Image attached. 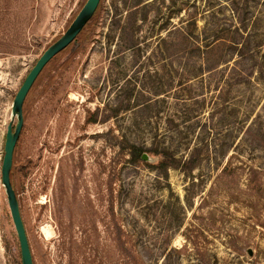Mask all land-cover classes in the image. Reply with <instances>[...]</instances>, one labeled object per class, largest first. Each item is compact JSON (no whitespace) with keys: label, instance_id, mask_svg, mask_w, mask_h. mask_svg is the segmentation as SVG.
I'll return each mask as SVG.
<instances>
[{"label":"rangeland","instance_id":"rangeland-1","mask_svg":"<svg viewBox=\"0 0 264 264\" xmlns=\"http://www.w3.org/2000/svg\"><path fill=\"white\" fill-rule=\"evenodd\" d=\"M86 1L0 0V264H22L13 101ZM14 172L34 264H264V0H102L31 93Z\"/></svg>","mask_w":264,"mask_h":264},{"label":"water","instance_id":"water-1","mask_svg":"<svg viewBox=\"0 0 264 264\" xmlns=\"http://www.w3.org/2000/svg\"><path fill=\"white\" fill-rule=\"evenodd\" d=\"M101 2L102 0H87L85 2L64 34L51 44L37 60L26 76L13 101L12 115L17 119V123L15 126L13 122L8 125L4 156L1 165V181L7 195L8 206L19 240L22 264H34V260L22 219L18 196L11 180V174L16 145L24 126V103L44 68L79 37L82 31L94 18ZM142 159L145 161L150 160L146 153L143 154Z\"/></svg>","mask_w":264,"mask_h":264},{"label":"trees","instance_id":"trees-1","mask_svg":"<svg viewBox=\"0 0 264 264\" xmlns=\"http://www.w3.org/2000/svg\"><path fill=\"white\" fill-rule=\"evenodd\" d=\"M101 7H102V2L101 4L99 5V8L94 16V18L92 19V21L86 26V28L82 31V33L79 35V37L68 47L66 48L63 52H61L60 54H58L45 68L44 70L42 71V73L39 75L38 79L36 80L35 84L33 85L31 91L29 92L26 100H25V103H24V117L26 115V111H27V106H28V103H29V99H30V96H31V93L33 92L35 86L37 85V83L41 80V78L45 75V73L51 68V65L53 64V62H56V61H59L61 59V57H63L65 55V53L74 45V44H77V43H80V42H83L85 41V39H87V37L89 36L91 30L93 29V26L97 20V16L99 14V12L101 11ZM129 155L131 157V160L132 161H143L142 160V156L143 154L145 153H148L150 155V157L153 156V158L155 159L156 161V164L157 165L156 167L158 168H161L164 170V172L166 173L167 169L166 168H169L171 166H178V163L179 161L173 156L171 155L170 153L168 152H158L157 150H148V149H145L141 146H138V145H131L129 146ZM3 156H4V153H3ZM3 159V158H2ZM144 162V161H143ZM197 160L195 158H192L190 159L189 161L185 162V164L187 166L189 165H194V164H197ZM144 164H147V165H151L149 164L148 162H144ZM154 165V166H155ZM193 166H190L189 168H191ZM15 171V156H14V164H13V169H12V174H11V180H12V183H13V186L15 188V184H14V172ZM168 174H166L167 176ZM16 190V188H15ZM16 193H17V190H16ZM17 196H18V193H17ZM20 250V249H19ZM20 257H21V254H20ZM22 263V262H21Z\"/></svg>","mask_w":264,"mask_h":264},{"label":"bare ground","instance_id":"bare-ground-1","mask_svg":"<svg viewBox=\"0 0 264 264\" xmlns=\"http://www.w3.org/2000/svg\"><path fill=\"white\" fill-rule=\"evenodd\" d=\"M45 234L48 236V237H52L53 234V229L51 227H48L46 230H45Z\"/></svg>","mask_w":264,"mask_h":264}]
</instances>
